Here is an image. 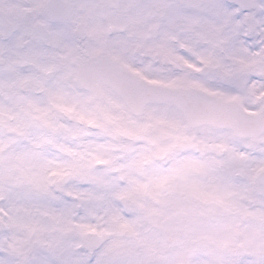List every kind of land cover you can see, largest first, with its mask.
I'll return each instance as SVG.
<instances>
[{"label": "snow or ice", "instance_id": "snow-or-ice-1", "mask_svg": "<svg viewBox=\"0 0 264 264\" xmlns=\"http://www.w3.org/2000/svg\"><path fill=\"white\" fill-rule=\"evenodd\" d=\"M0 264H264V0H0Z\"/></svg>", "mask_w": 264, "mask_h": 264}]
</instances>
